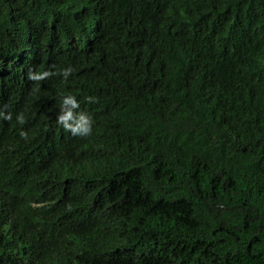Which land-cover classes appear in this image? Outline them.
Listing matches in <instances>:
<instances>
[{
    "label": "trees",
    "instance_id": "obj_1",
    "mask_svg": "<svg viewBox=\"0 0 264 264\" xmlns=\"http://www.w3.org/2000/svg\"><path fill=\"white\" fill-rule=\"evenodd\" d=\"M0 264H264V0H0Z\"/></svg>",
    "mask_w": 264,
    "mask_h": 264
}]
</instances>
